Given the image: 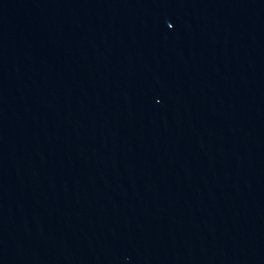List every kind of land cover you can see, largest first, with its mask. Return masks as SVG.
<instances>
[{"label":"water","instance_id":"water-1","mask_svg":"<svg viewBox=\"0 0 264 264\" xmlns=\"http://www.w3.org/2000/svg\"><path fill=\"white\" fill-rule=\"evenodd\" d=\"M0 264H264V0H0Z\"/></svg>","mask_w":264,"mask_h":264}]
</instances>
